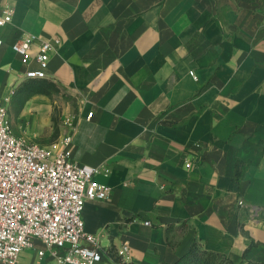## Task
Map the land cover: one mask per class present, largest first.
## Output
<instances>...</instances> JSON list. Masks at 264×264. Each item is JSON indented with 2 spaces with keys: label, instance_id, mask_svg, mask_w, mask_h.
Returning a JSON list of instances; mask_svg holds the SVG:
<instances>
[{
  "label": "crops",
  "instance_id": "obj_1",
  "mask_svg": "<svg viewBox=\"0 0 264 264\" xmlns=\"http://www.w3.org/2000/svg\"><path fill=\"white\" fill-rule=\"evenodd\" d=\"M6 7L2 97L29 81L14 43L27 33L60 41L42 93L27 91L10 119L18 137L52 151L71 137L73 161L101 169L110 196L82 214L101 240L97 264H116L124 244L133 264H176L194 245L264 263V0H0ZM48 262L36 249L20 259Z\"/></svg>",
  "mask_w": 264,
  "mask_h": 264
},
{
  "label": "built area",
  "instance_id": "obj_2",
  "mask_svg": "<svg viewBox=\"0 0 264 264\" xmlns=\"http://www.w3.org/2000/svg\"><path fill=\"white\" fill-rule=\"evenodd\" d=\"M13 13L11 7L0 12V27L12 21ZM59 43L27 33L12 45L26 67L24 80L50 78L51 52ZM3 46L0 38V51ZM71 144L66 136L52 151L18 137L9 98L0 95V264H20L29 249L48 264H97L103 259L101 240L86 233L82 214L87 201L108 199L111 187L96 179L100 168L73 161ZM239 205L248 206L254 218L260 215L257 206L244 200ZM116 264H133L128 244L119 250Z\"/></svg>",
  "mask_w": 264,
  "mask_h": 264
},
{
  "label": "rangeland",
  "instance_id": "obj_3",
  "mask_svg": "<svg viewBox=\"0 0 264 264\" xmlns=\"http://www.w3.org/2000/svg\"><path fill=\"white\" fill-rule=\"evenodd\" d=\"M43 88V84L40 81H27V83H24V85L20 86L19 89H17V97H14L16 93L14 94V96L13 93H8L6 96L9 98V111L11 119L16 120L20 115L22 105L24 104V101H26V99L28 98V92H30V95L35 92L42 93ZM60 111L61 110L57 106L53 110V116H50L56 128L59 126L61 127V125L64 126V119L61 118ZM213 262L214 264H230L229 262H226L223 259H215L213 260Z\"/></svg>",
  "mask_w": 264,
  "mask_h": 264
},
{
  "label": "trees",
  "instance_id": "obj_4",
  "mask_svg": "<svg viewBox=\"0 0 264 264\" xmlns=\"http://www.w3.org/2000/svg\"><path fill=\"white\" fill-rule=\"evenodd\" d=\"M29 81H39V79L29 80ZM248 251L249 250L245 252V255H247ZM215 259H220V260L223 259L224 261L229 262L230 264H235L224 255L202 250L198 245H194L191 251L186 256L182 257L176 264H214L213 260ZM238 264H264V263L248 261Z\"/></svg>",
  "mask_w": 264,
  "mask_h": 264
}]
</instances>
